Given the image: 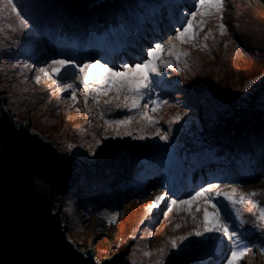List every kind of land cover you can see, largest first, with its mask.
Returning <instances> with one entry per match:
<instances>
[{
    "label": "rangeland",
    "instance_id": "obj_1",
    "mask_svg": "<svg viewBox=\"0 0 264 264\" xmlns=\"http://www.w3.org/2000/svg\"><path fill=\"white\" fill-rule=\"evenodd\" d=\"M18 2L22 4L23 12L26 15L25 10L30 9V7L24 6L23 0H18ZM90 2L94 3L95 0ZM163 3L165 4H162V7L158 6L157 9H154L155 6H148V10L153 16L148 18L150 21L146 25H142V29L139 28L142 24L140 19H143V14L138 15L129 8L128 10L122 9V14L128 17L129 27L126 29L131 30L134 35L129 42L120 43L123 48L120 57L115 56L111 44L108 46V52L98 51L96 54L87 56L84 51L81 52V46L75 48L67 40L66 44H63V42L58 43L59 26H57L58 28L52 27L45 23L41 26L36 25L30 20V15H26L33 28L26 33V38L22 42L24 46L18 48V53L13 59L1 58L0 56V89H2L5 107L12 112L14 120L17 123L29 124L32 131L38 132L42 137L52 141L59 150L66 151L65 147H68L69 143L72 144L71 149L81 150L82 153L84 152L81 154L83 157L86 154L93 155L97 151L98 148H93L95 144L92 143L99 136L125 138L124 136L131 134L126 124H105L104 120L113 121V118L106 115L105 118L103 116V119H101L99 114L94 113V104L90 98L87 105L85 104V87L76 80L74 67H68L53 77L54 79L70 80L76 84L74 95L77 98L69 103L66 93L70 90L66 89L57 93L55 86L42 73L40 74L41 80L39 83L32 80L31 77L35 73V67L28 68L25 62L39 66L47 63L55 55L64 54L66 59H71L72 54L75 53V58L79 63H83L85 59H101L102 62L107 59L111 61L110 67L119 68L124 62L134 64L137 62V58L146 57V52L142 54L141 48L151 46L147 43L149 40L167 41L169 35H174L176 27H182V23L178 22H186V13L195 8V0H163ZM226 5L222 13V19L228 26L227 31L221 34L217 23L214 20H209L205 27L199 30V35L192 42L182 44L181 47L186 49L187 52L191 48L194 49L193 54H189L190 57L185 62L184 69L189 70L186 72L187 74L191 73V76H194L198 88L203 87L205 90L215 88L218 91L233 93L239 89H244L245 85H248L246 81L252 79L250 78L252 73L264 76V0H226ZM238 11H246L250 20L257 22L256 27L252 25L254 23L250 20H246L242 25L244 34L249 36L250 33L259 34L257 36L259 47L254 50L257 53H253L251 48L245 49V51L241 50L243 41L247 37L242 38L241 35L237 37V31H234L230 23ZM193 19L195 21L200 17L197 16ZM18 27L19 25L15 23L14 17L10 18L6 14L4 18H0V50L1 46H5V42H9V38L12 39L17 34L14 31ZM121 27L124 26L121 25ZM208 28H212L213 32L207 40H204L203 33ZM251 29L254 32L250 31ZM190 31H196L195 23L190 26ZM21 32L25 33L26 30H21ZM11 34L12 36H10ZM93 35L98 42L109 39L108 33H95ZM5 36L8 38L7 40H3ZM86 41H84L86 46L92 49L91 42ZM41 42L44 44L43 49L40 48ZM193 44L197 46L193 47ZM203 44H207V47H203ZM170 47L171 45L165 46L163 55L160 58L161 69L165 68L163 61L169 59L167 49ZM255 56L259 60L253 62ZM183 57H180V61ZM171 59L175 61L176 49L172 50ZM21 65H24V67H21ZM192 65L193 69H191ZM246 78L250 79L246 80ZM162 80H164V77L160 72L156 77L159 88L146 91L141 103L148 104L147 114L155 119L157 127L162 131H166L162 127L164 114L169 116L171 113L179 112L174 105L178 101L175 97L177 93H179L181 103L184 102L185 104L186 102L188 104V101H186L182 90L175 88V83H163ZM49 97L51 98L49 99ZM157 97L161 103L153 110L150 101ZM106 98L102 97L100 102ZM165 100L168 103H163ZM119 102L123 103L124 101L121 98ZM190 107L193 108V106ZM107 110L108 107L105 111ZM187 117L190 121L194 120L199 125L200 131L196 132L197 136L198 133L203 132L204 127L208 124L206 114L200 111L190 113ZM81 122H83L82 125ZM144 122V124L142 123L144 126H151L145 118ZM187 127L186 125L178 126L181 129L179 131L181 134L173 133L169 141H162V147L152 159L143 154L145 147L151 141H143L141 143L142 147L140 146L141 149L138 148V151L135 152L134 159L138 162L135 168L136 172L134 174L128 171V173H124V169H122L114 174L112 180L116 183L114 186L109 185L108 191L112 194L107 192L106 200L97 199L95 201L93 195L89 199H87L88 197L81 199V195L74 194L72 191L68 192L69 188L67 189V192L62 195L64 200L61 204V216L66 225L68 238L80 250L91 249L98 261L106 257H112L118 260V264H160L161 260L164 261V264H167L169 261L167 255L172 250L170 238L179 236L195 227L192 216L185 209L191 207L192 212L195 213L196 207L195 203L189 206L180 205L178 209L173 207L168 216L165 217L164 210L167 208V203L162 200L161 204L154 208L152 212L146 213V205L151 203L152 197L161 190L169 192L173 199H184L196 191L198 187L212 183L220 185L221 188L227 191L235 188L237 198L244 197L245 193L256 190L254 199L264 202V150L262 159L253 161L249 159L239 162V167L232 166L227 159L217 160V151L213 147H208L200 153L189 154L186 146L181 144V137L187 135L183 134ZM189 132L190 129L187 133ZM90 152L92 153L90 154ZM207 154L209 157H207ZM201 158L213 159L211 161L213 168L207 170L204 174L198 172L196 181H193L197 163L202 160ZM69 159L71 177L72 160L70 156ZM139 162H144L145 166L141 168L142 163ZM253 162H257L256 167H253ZM153 171L156 173L157 178L144 181L148 179V175H155L152 173ZM129 174L132 175L129 176ZM175 178L177 180L176 185L172 184ZM185 180L187 182L184 183ZM173 185L180 186L178 194L171 191ZM76 188L78 190L79 186ZM71 193L72 196L70 197ZM67 198L69 201H67ZM215 199L219 202L221 208L228 204V201L222 196ZM57 205L58 202H56V209ZM238 208L245 214L246 218L254 210L252 204L246 199L244 203L238 204ZM255 211H258V209H255ZM111 213L116 215L113 217ZM233 219L234 223L238 225V228L233 230L241 232L247 242V247L251 249L244 255L240 264H264V252L260 250L261 242L264 241V232L252 225H243L235 218L234 211ZM175 224H179V228H174L173 225ZM197 238L200 237H188L181 242L182 247L177 250H185L189 245V241L195 242ZM206 238H208L207 234L200 240L206 241ZM213 238V247L207 251L203 258L200 256L201 261L188 258L186 264H223L226 254L231 250L228 246L229 242L225 238L224 245L221 248L217 242V237ZM161 247H165V255L163 256L158 252ZM145 251H149L150 255L145 256Z\"/></svg>",
    "mask_w": 264,
    "mask_h": 264
},
{
    "label": "trees",
    "instance_id": "obj_2",
    "mask_svg": "<svg viewBox=\"0 0 264 264\" xmlns=\"http://www.w3.org/2000/svg\"><path fill=\"white\" fill-rule=\"evenodd\" d=\"M90 1L23 0V5L30 7L25 12H27L26 15H30V20L36 25L41 26L45 23L52 27L59 26L58 43L63 42V44H66L70 42L78 48L87 39L88 42H91L96 47L97 51H104V49H107L104 44L108 43L109 40L98 42L93 34H100L106 29H112L124 40L127 34L125 29L129 25L128 17L122 14L123 8L126 10L129 8L133 12L138 13V15L143 14L142 16L145 19L150 14L149 5L158 8V6L163 4V0H95L94 3ZM246 20H250L246 11H238L230 23L234 31H237V37L239 35L242 38L247 37L243 41L241 50L245 51V49L251 48L253 53H257L254 50L259 47L257 45V36L259 34L250 33V36L244 34L242 25ZM250 21L256 27L257 22ZM121 25L125 28L122 29ZM21 30L23 29L20 27L16 28L14 33L20 34L18 36L16 34L12 39L9 38V42H5L4 47L1 46V58L13 59L18 53V48L24 46L22 42L26 38L28 31L26 30L25 33H22ZM250 31L253 30L251 29ZM7 39L5 36L3 40ZM40 48H44L42 42ZM193 50V48L189 49L187 57L184 56L179 62L178 66L182 71H177L176 67L161 69L164 77L162 82L175 83V88L182 90L186 101H188V104L186 102L185 104L184 102L181 103V100H179L181 98L178 96L179 93L175 96L178 101L174 105L178 108V111L184 112L187 109V112L181 121L172 124V134H181L179 132L181 129L178 126H188L183 133L187 135L181 137V144L186 146L189 154L200 153L208 147H213L217 151L216 159H227L232 166L239 167V162L249 159L252 161L262 159L264 150V76L252 73L250 76L252 79L249 81H254V83L249 84V81H246L248 82L247 91L245 88L233 93L218 91L215 88L205 90L202 87L200 89L198 88L199 86H196L197 81H194V76H191V73L187 74L186 72L189 70L184 69L185 62L193 54ZM255 58H253V62L259 60L256 56ZM191 69H193V65ZM248 79L246 78V80ZM190 106H193V108ZM106 107H108L107 111H105ZM197 111L205 113L208 118V124L204 127L201 134L198 133V136L196 132L200 131L199 125H197L196 121H190L189 117H187L190 113H196ZM101 112L104 118L108 115L113 118V121L122 119L125 116H132L133 120L126 124L131 134H127L124 136L125 138H104L99 136L97 139L100 140V143L96 144V140L92 143L95 144L93 148H98L97 151L93 155L86 154L84 157L81 155L84 153L81 150L76 151L65 147L72 160V174L69 180L68 192L72 191L74 194L81 195V199L87 197L89 199L93 195L95 201L97 199L106 200L107 192L112 194L108 191L109 185L114 186L116 183L112 180L114 174H117L122 169H124V173L132 172L134 174L136 172L135 168L138 162L134 159L135 152L138 151V148L141 149L143 141H151L143 152L144 155L151 159L163 145V142L159 141L158 136L147 134L149 131L155 132V128L144 126V117L140 116L136 109L117 108L115 107V102L110 105H104L102 100L98 107L94 105V113L100 115ZM175 115L176 113H171L169 116L164 114L162 127L166 131L169 128L167 121L173 120ZM189 129L190 132L187 133ZM188 134L191 135L188 136ZM139 163H142L141 168L145 166L144 162ZM256 164L257 162H253V167H256ZM132 174H129V176ZM78 186L77 190L76 187ZM67 201H69L68 198ZM213 239L209 240L206 238V241H204L197 238L195 242L189 241L188 247L183 251L170 250L167 255V260H169L167 264H186L188 258L201 261L200 256L203 258L207 251L213 247Z\"/></svg>",
    "mask_w": 264,
    "mask_h": 264
},
{
    "label": "snow or ice",
    "instance_id": "obj_3",
    "mask_svg": "<svg viewBox=\"0 0 264 264\" xmlns=\"http://www.w3.org/2000/svg\"><path fill=\"white\" fill-rule=\"evenodd\" d=\"M226 0H195V8L192 11L186 13V22L182 23V27H176L174 35H169L167 41H160L159 39L149 40L147 43L151 46L142 47V54L146 52L145 58H137L136 63L124 62L119 68L114 66L110 67L111 61L105 59L103 62L101 59H85L83 63H79L75 58V53L72 54L71 59H66L64 54L55 55L54 58L49 59L47 63L35 66L34 64H28L25 62L28 68L35 67V73L32 74V80L37 83L41 80V73L46 77L51 84L55 86L57 93L70 90L66 93L69 103L76 100L74 93L76 92V84L70 80L54 79L55 74L60 73L62 70L68 67L75 68L76 80H78L85 87L84 100L87 105L89 98L91 102L99 106L102 97H107L103 100L104 105H110L115 102L117 108H129L136 109L138 114L144 117L153 128L155 132L149 131L148 135H156L161 141H169L172 135V124L181 121L185 116L187 109L184 112H177L173 117V120L167 121L169 128L168 131H161L156 126V121L152 116L147 114L146 109L148 104H142L141 100L144 97L145 92L149 89H158L159 84L156 81V77L161 72V56L165 50L166 45H171L167 49L169 59L163 61L165 67H176L177 71H182L178 66L180 57H187L188 53L186 49L181 47L182 44L190 43L199 35V30L204 28L209 20H214L218 25V30L221 34L227 31V25L223 22L222 13L226 8ZM13 18L15 23L23 30L30 32L33 28L32 23L26 17L23 12V6L18 0H0V18L5 16ZM199 16L200 19L194 21V17ZM195 23L196 31H190V26ZM213 32L212 28H208L203 33L204 40H207L208 36ZM227 43V42H225ZM197 45L193 44V47ZM203 47H207V44H203ZM239 47V45H238ZM176 49V59H171L172 50ZM24 67V65H21ZM50 69V71H49ZM143 69L142 71H139ZM259 79V78H257ZM195 83V82H193ZM254 81H249V84H253ZM248 85H245L247 91ZM51 97H49L50 99ZM123 99V103L119 101ZM153 106V110L161 103L159 98H153L150 101ZM163 103H168L167 100ZM111 110V108H109ZM100 118L103 119V113H100ZM133 120L132 116H125L121 120L109 121L104 120L105 124L115 123L129 124ZM7 123V113L4 117H0V131L4 129ZM96 144L100 143L99 139H96ZM72 144H68V148L71 149ZM94 147V146H93ZM52 172L48 168H39L34 170L28 177L30 184L36 191L47 190L50 187ZM236 189L227 191L220 187L218 184L208 183L202 187H198L191 195L186 196L184 199H173L169 192L161 190L157 195L152 197L151 203L146 205V213H150L161 204V201L167 203V208L164 210L165 217L168 216L169 211L173 207L179 208L180 205L189 206L195 203L196 212L193 213L191 207L185 210L190 213L193 218L195 227L179 236H173L170 238L171 249H179L182 247L181 242L185 241L190 236L203 238L207 234L208 239L212 240L213 237H217V242L221 246L224 245L225 238L227 239L230 252L226 254V259L223 260V264H240L244 255L250 251L247 247V242L243 238L241 232L233 230L238 228V225L234 223L233 211L235 218L238 219L243 225H252L254 228L260 229L264 232V202L254 199L256 196V190H252L244 194V197L237 198ZM224 197L228 204L224 208L219 206V202L216 201V197ZM245 199L252 204L253 211L250 212L248 218L238 208V204L244 203ZM211 208V210H210ZM258 209V211H255ZM115 213H111V216H115ZM174 228H179V224L173 225ZM255 247V245H253ZM261 252H264V241L260 245ZM157 251V250H153ZM161 256L165 255V247H161L158 250ZM72 256L80 257L83 255H90L88 250L84 253H77L75 250L71 252ZM145 256H149L150 252L145 251ZM66 264H80V261L69 260ZM160 264H164L161 260Z\"/></svg>",
    "mask_w": 264,
    "mask_h": 264
},
{
    "label": "water",
    "instance_id": "obj_4",
    "mask_svg": "<svg viewBox=\"0 0 264 264\" xmlns=\"http://www.w3.org/2000/svg\"><path fill=\"white\" fill-rule=\"evenodd\" d=\"M1 90L0 117L7 113V123L0 131V264H118L112 257L98 261L91 249L90 255H71L85 251L68 238L60 211L69 188V154L29 124L17 123ZM42 167L51 170V183L36 191L28 177Z\"/></svg>",
    "mask_w": 264,
    "mask_h": 264
},
{
    "label": "bare ground",
    "instance_id": "obj_5",
    "mask_svg": "<svg viewBox=\"0 0 264 264\" xmlns=\"http://www.w3.org/2000/svg\"><path fill=\"white\" fill-rule=\"evenodd\" d=\"M207 157H209L208 154H207ZM201 159L202 160L197 163V166H196V169H195V173H194L195 177H194L193 181H196V176H197L198 172L200 174H202V173L204 174V172L206 173L207 170L209 171V170H212V168H213V165L211 163V158L210 159L209 158L208 159L201 158ZM152 173H154V171ZM154 174L155 175H152V174L148 175V179H145L144 181H146V180H155L157 178V175H156V173H154ZM185 182H187V181L185 180L184 183ZM179 187H178V185L177 186L173 185V186H171V191H173L175 194H178L180 192V188Z\"/></svg>",
    "mask_w": 264,
    "mask_h": 264
}]
</instances>
